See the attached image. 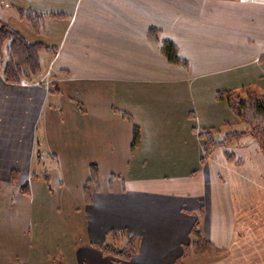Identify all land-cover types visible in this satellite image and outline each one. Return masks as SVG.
Returning a JSON list of instances; mask_svg holds the SVG:
<instances>
[{"label": "crops", "instance_id": "1", "mask_svg": "<svg viewBox=\"0 0 264 264\" xmlns=\"http://www.w3.org/2000/svg\"><path fill=\"white\" fill-rule=\"evenodd\" d=\"M2 7L41 17L38 33L17 11L0 16V26L54 50L17 85L3 81L0 66V264H172L195 223L221 252L206 264H264L258 143L244 137L205 156L194 125L234 122L216 93L264 81V0H0ZM165 41L186 69L168 64ZM133 127L139 139L131 146ZM93 166L98 188L86 197ZM57 206L76 208L81 231L55 232ZM118 231L138 239L127 261L94 246L112 244Z\"/></svg>", "mask_w": 264, "mask_h": 264}, {"label": "trees", "instance_id": "2", "mask_svg": "<svg viewBox=\"0 0 264 264\" xmlns=\"http://www.w3.org/2000/svg\"><path fill=\"white\" fill-rule=\"evenodd\" d=\"M19 17L25 20L31 27L32 31L38 33L41 27V17L33 15L30 12H22L20 9H16ZM7 53V63L2 70L3 81L7 84L17 85L23 80L31 78L37 75L41 68L39 64V55L43 52H52L54 49L47 47L41 43H29L18 32L11 29L7 25L0 26V53L3 47ZM161 54L165 57L168 63L177 64L179 66H186V62L179 59L177 55L176 47L170 42L161 43ZM264 63V53L260 60ZM218 101H225L232 112V114L245 126H247L244 132H231L226 133L224 140L217 143L212 137V133L216 132L215 128H210L203 131L199 135L203 141L204 155H208L215 147H224V145L231 142H238L240 139L248 136L253 140H257L259 148L264 155V98L256 93H249L245 98L240 97L239 93L234 91H219L215 97ZM121 116L127 120L130 117L122 112H119ZM139 137V131L136 127L132 129L131 146L137 144ZM227 159L232 160L230 155ZM97 170L93 166L90 170L89 179L83 188V192L86 197L94 190H97ZM198 229V224L195 223L191 230L192 242L189 245L183 247V257L185 255L194 254L199 256H205L209 258H215L221 255L219 249L207 244L201 237ZM115 235L116 233H111ZM103 254L110 255L118 260L127 261L134 256L137 250V243L134 237H128L123 249L118 250L114 246L110 245H94Z\"/></svg>", "mask_w": 264, "mask_h": 264}, {"label": "rangeland", "instance_id": "3", "mask_svg": "<svg viewBox=\"0 0 264 264\" xmlns=\"http://www.w3.org/2000/svg\"><path fill=\"white\" fill-rule=\"evenodd\" d=\"M15 12H16V10H15L14 7H9V9H7V10L4 9L3 7L0 8V16L2 18L5 16V14L6 15H9V14H13ZM5 49H6V45H5V47H3V49L1 50V53H0V66H2L3 68H4V65L7 63V53L5 52ZM168 64L169 65H172V66H179L177 64H170V63H168ZM262 65H264V63H262ZM187 66H188V64H186L185 67H183V66H180V67L186 69ZM31 78H28V79H31ZM23 81H25V80H23ZM252 82L253 83L251 85V88L249 87L250 89H248V91L245 90V93L242 92L244 90H242L240 88H238V89L231 88V90H229V91H234L235 93H239L240 94V97H242V98H245L246 95H248L249 93H256L257 95H260V96H262L264 98V81L263 82H255V80H254ZM246 87H248V86H246ZM220 91H227V90H220ZM155 97H158V96H155ZM263 103H264V101H263ZM182 105L186 106L185 103H183ZM145 109H147V107H145ZM199 113L204 114V112H199ZM231 117L233 119L236 118L232 114V112H231ZM194 125L197 128L196 136H197V134H202L203 131L206 130V132H207V130L210 129V128H207V127L203 126L202 125V122L197 121V120L194 122ZM215 129L217 131L214 132V133H212V137L214 138V140L217 143H220L222 140H224V137H225V134L226 133H231V132L239 133V132H243V131L245 132L246 129H247V126H245L242 122L238 121V119L236 118V120L234 122L231 121L229 124L220 125L219 126V129L218 128H215ZM246 137H248V136H246ZM138 139H139V137H138ZM197 142H198L197 143L198 144V152H197V155H198V166H199L200 165V159L203 157V153H202V149L200 151V147H199L200 142H199V140ZM238 142L235 141V142H231V143H228V144H233V143L234 144H237ZM255 142H258V141L256 140ZM226 145H224V146H226ZM202 146H203V142H202ZM191 147H192V150H193V147H194V144L193 143H191ZM221 148L222 147H215V149H221ZM232 159H233V157H232ZM37 177H40V176H37ZM17 179H18V174L16 172H12L11 173V180H12V182L13 181L15 182ZM97 179H98V177H97ZM55 211H58L59 212V216H57V214H56L55 222L53 223V225H55V227H56V231L55 232L60 231V233H61V231H62V233H65V232H69V231L70 232H77L78 230H80L79 227H78L79 216L77 215L76 208H73V207H58L57 206L55 208ZM116 236H117L116 239H113L114 236L111 235V237H110L111 239L110 240H111L112 244H110V246H114L118 250L123 249V247H124V245L126 243V239L128 237L127 238L124 237L121 234V232H119V231L117 232V235ZM112 239H113V241H112ZM135 241L137 243V250H136V252H138V249H139L138 239L135 238ZM196 258H197V263H196ZM210 259H212V258H208V257H205V256L194 255V254H189V255L187 254V255H185V257H183V248H182V254H181V256H178L173 261L172 264H206L207 262H213ZM119 261H122V260H119Z\"/></svg>", "mask_w": 264, "mask_h": 264}]
</instances>
